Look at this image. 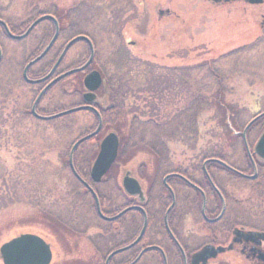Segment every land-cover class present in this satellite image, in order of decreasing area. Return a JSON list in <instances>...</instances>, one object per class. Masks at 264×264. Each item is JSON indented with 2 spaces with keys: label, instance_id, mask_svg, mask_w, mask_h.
Returning <instances> with one entry per match:
<instances>
[{
  "label": "rangeland",
  "instance_id": "rangeland-1",
  "mask_svg": "<svg viewBox=\"0 0 264 264\" xmlns=\"http://www.w3.org/2000/svg\"><path fill=\"white\" fill-rule=\"evenodd\" d=\"M57 9L70 14L67 31L57 40L54 51L30 68L32 78L49 70L60 46L83 34L95 44L94 68L102 72L104 81L127 73L139 78L150 67L175 79L166 108L158 113L161 122L167 119L168 112L170 117L179 113L193 93L212 95L209 90L216 84L210 68L224 78L226 101L243 114V126L264 111V3L241 0L216 6L207 0H0V18L22 31L38 16ZM167 9L171 12L159 16V10ZM51 31L49 20L19 40L7 38L0 29V246L24 232L45 236L43 223L49 220L94 217L88 207L91 201L75 195L80 185L67 161L74 142L95 127V116L77 111L41 120L30 113L40 86L23 80V68L47 43ZM88 56V43L79 41L60 68L79 66ZM172 68L173 75L169 74ZM78 79L66 78L50 89L39 111L81 105L85 90ZM216 117L218 110L213 105L205 106L197 118L196 137L181 136L170 141L168 155H164L168 159L167 172L176 165L187 166L192 158L198 162L207 149L209 153L220 150L234 162H241L245 151L238 138L242 131L227 134ZM263 131L264 119L251 131V141ZM101 138L82 143L76 152L77 163L88 177ZM154 159L150 154L135 157L131 150L117 171L95 185L106 199V209L112 207L109 196L118 192L112 187L122 186L127 171L144 186L153 179L156 186L161 185L166 170L157 174L151 167ZM246 185L242 183L240 188L243 198L249 195ZM249 206H255L253 201L239 207L242 222H256L263 227L264 213L255 214L256 210L247 209Z\"/></svg>",
  "mask_w": 264,
  "mask_h": 264
},
{
  "label": "flooded vegetation",
  "instance_id": "flooded-vegetation-1",
  "mask_svg": "<svg viewBox=\"0 0 264 264\" xmlns=\"http://www.w3.org/2000/svg\"><path fill=\"white\" fill-rule=\"evenodd\" d=\"M48 14L58 22V40L67 31L70 14L61 13L62 20L57 13ZM0 21L8 25L11 33H21V30L14 29L6 20L0 18ZM49 21L54 33L56 25L54 21ZM0 29L7 38L12 39L2 23ZM57 40L37 62H42L54 51ZM65 45L57 49L49 70L42 75L38 74L40 76L36 78L46 75L52 69ZM0 52L1 62V44ZM37 55L38 53L34 57ZM65 57L48 80L31 84L40 86L38 94L54 77L67 70L60 68ZM93 69L95 68L90 65L84 72L87 74ZM100 73L103 76L101 71ZM29 75L31 76L30 70ZM69 77L79 78L83 86L82 76L77 73L55 82L43 94L36 107L39 115L50 116L66 110L40 112L39 105L50 89ZM84 93L82 104L97 107L98 92L93 102H86ZM97 109L102 116L100 109ZM30 112L32 113V108ZM263 113L264 111L257 114L255 122L246 132L242 130L239 134L241 138L238 139L245 151L241 162H234L220 150L218 153H209L210 149H207L208 152L201 154L198 162L192 158L187 166L176 165L172 171L164 172L159 186H156L154 179L148 186H144L139 180L143 198L138 194H130L123 184L117 188L112 187L114 190L118 189V192L116 190L108 198L109 203H112L110 209L105 208L106 199L92 185L100 201L101 211L107 218L100 215L95 195L84 185L77 187L74 191L78 190V194L75 195L82 200L91 201L88 207L93 211L94 217L75 220L59 218L43 223L46 235L41 236L52 249L49 264H264V226L261 227L256 222L252 225L249 224L250 221L242 222L239 210L241 205L253 201L255 206L247 209L256 210L255 214L264 213L261 211L264 207V158L255 154V146L261 135L253 141L250 137L254 127L264 119ZM95 118L98 122L97 117ZM95 138L97 137L85 142ZM83 174L86 178L80 173L88 180L87 174ZM242 183H247L249 190V195L245 198L240 196ZM52 223L60 226L59 229L52 228ZM56 238H61L64 242H58ZM210 247L212 249L208 250ZM219 248L223 250L217 251Z\"/></svg>",
  "mask_w": 264,
  "mask_h": 264
},
{
  "label": "trees",
  "instance_id": "trees-1",
  "mask_svg": "<svg viewBox=\"0 0 264 264\" xmlns=\"http://www.w3.org/2000/svg\"><path fill=\"white\" fill-rule=\"evenodd\" d=\"M54 13H57V16L61 18V13L68 12L57 9ZM170 71L172 73L169 72V74L173 75L175 69L172 68ZM209 73L215 78L216 84L215 88L209 90L212 95L203 96L200 93H193L189 103L180 108L179 113L170 117L171 112H168L167 119L162 122L158 113L165 110L166 106L164 105L171 96L170 90L175 81L171 75L162 73L155 67H150L141 73L139 78L138 75L133 77V74L127 73L120 77H114L108 82L104 81L98 91L99 100L96 104L102 112L104 124L96 137L101 138L105 132L112 130L117 132L121 143L119 158L109 174L120 167L119 163L131 150L135 157L141 154L154 156V163L151 167L156 172L165 170L167 172L168 159L164 158V155H168L170 141L181 136L195 138L197 118L205 106L213 105L218 110L217 121L226 129L227 134L236 133L235 130H243V114H240L239 111L236 112L234 107L226 101L227 89L223 85L224 78L212 68L209 69ZM77 74L83 75L82 73ZM38 76L40 75L36 77ZM100 98H103L101 102ZM136 98L139 99V102H134ZM90 113L95 116L94 112L90 111ZM146 118H149L148 121L145 120ZM74 161L77 170L85 177L77 163V155ZM67 163L69 165V160ZM89 165L90 163L87 164V168ZM74 180L80 185L75 178ZM51 226L55 229L60 227L53 223Z\"/></svg>",
  "mask_w": 264,
  "mask_h": 264
},
{
  "label": "water",
  "instance_id": "water-1",
  "mask_svg": "<svg viewBox=\"0 0 264 264\" xmlns=\"http://www.w3.org/2000/svg\"><path fill=\"white\" fill-rule=\"evenodd\" d=\"M208 1L211 2L212 4L217 5L220 3L232 2V1H237V0H208ZM244 1L251 3V4H260V3L264 2V0H244ZM165 13H170V9L159 10V16H163ZM45 19L53 20L56 24V30H55L54 36L52 37V39L49 42V44L47 45V47L43 50V52L39 56H37L35 59L31 60L25 66L23 76H24V79L26 80V82L31 83V84L32 83H40V82H44L47 79H49L52 76V74L54 73V71L56 70V68L58 67L61 60L64 58L67 51L72 47L73 44H75L76 42H78L80 40H84V41L88 42V44L90 46V57L84 65L77 67V68H74V69H71V70H68L65 73L61 74L60 76L54 78L40 92V94L36 98V100L32 106V113L35 117L40 118V119H44V120H50L53 118H57V117L66 115V114H70L73 112H77L80 110H86V109L93 110L97 114L98 120H99L97 128L93 132L81 137L80 139H78L73 144V146L70 150L69 161H70V166H71V169H72V172L74 173V175L95 195L97 209H98L100 215L104 218H107L101 211V205H100L99 199H98L95 191L93 190L92 186L90 185V183H88L86 180H84L80 176V174L77 172L75 165H74V153H75L76 149L78 148V146L80 144H82L84 141L96 136L100 132V130L103 126V120H102L100 113L98 112V110L94 106H92L90 104L70 108V109H67L65 111L56 113L54 115H50V116H41L36 111V107H37L41 97L43 96V94L46 92V90L48 88H50L55 82L59 81L60 79L66 77L70 74H73L75 72H79V71L84 70L92 62L93 57H94V53H95V49H94V45H93L91 39L85 35H79V36H76L73 39H71L66 44V46L64 47L62 53L60 54L57 62L53 66L52 70L45 77L34 80V79L29 78L28 70L33 64H35L38 60H40L49 51V49L52 47V45L56 41V39L58 37V33H59V25H58L57 20L52 15L41 16L40 18L36 19L30 25V27L27 29V31L22 35H15V34L11 33L4 21H0V23L5 25L8 34L13 39L19 40V39L25 38L40 22H42ZM263 25H264V21L262 23V26ZM0 58H1V54H0ZM102 82H103L102 76H101L100 72L97 70H93L86 75V77L84 78V85H85V88L87 89V92L85 93L84 98L87 102H93L96 99V93L95 92L100 88V86L102 85ZM253 121L254 120H252L247 127H249ZM119 148H120V140H119V136L117 135L116 132H113V131L109 132L101 140L99 152H98V155H97V157L93 163V166L91 168V173H90L91 179L93 182L99 183L102 181L104 176L108 173V171L111 169L113 164L116 162L118 154H119ZM255 152L259 156L264 158V133L262 134V136L260 137L259 141L257 142V144L255 146ZM123 186L126 188V190L130 194H133V195L138 194L141 198H143L142 186H141L140 182L138 181V179H136L135 177L130 175V172H127V174L124 176ZM207 249L208 250L212 249V247L207 248ZM222 250H223V248L217 249V251H222ZM51 258H52V250H51L50 244H48L41 236L36 235V234H32V233L20 234L16 237L6 241L5 243H3L0 246V259L3 261L4 264H49L51 261Z\"/></svg>",
  "mask_w": 264,
  "mask_h": 264
}]
</instances>
